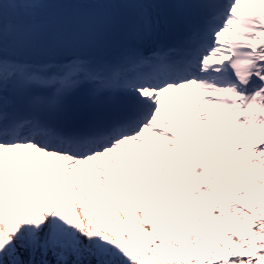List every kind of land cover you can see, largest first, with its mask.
<instances>
[{
	"label": "snow or ice",
	"instance_id": "obj_1",
	"mask_svg": "<svg viewBox=\"0 0 264 264\" xmlns=\"http://www.w3.org/2000/svg\"><path fill=\"white\" fill-rule=\"evenodd\" d=\"M52 2L0 3V264H264V0H81L75 55Z\"/></svg>",
	"mask_w": 264,
	"mask_h": 264
},
{
	"label": "bare ground",
	"instance_id": "obj_2",
	"mask_svg": "<svg viewBox=\"0 0 264 264\" xmlns=\"http://www.w3.org/2000/svg\"><path fill=\"white\" fill-rule=\"evenodd\" d=\"M70 1H78V0H53L52 3H49L45 6V13L44 14H46L48 11H50L56 7H59L62 4L68 3ZM0 3H2V0H0Z\"/></svg>",
	"mask_w": 264,
	"mask_h": 264
},
{
	"label": "rangeland",
	"instance_id": "obj_3",
	"mask_svg": "<svg viewBox=\"0 0 264 264\" xmlns=\"http://www.w3.org/2000/svg\"><path fill=\"white\" fill-rule=\"evenodd\" d=\"M243 7V6H242Z\"/></svg>",
	"mask_w": 264,
	"mask_h": 264
}]
</instances>
